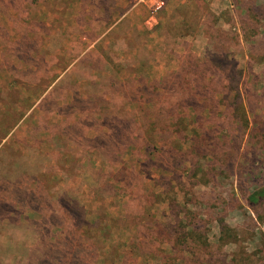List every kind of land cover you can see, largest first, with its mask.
Here are the masks:
<instances>
[{
    "label": "rangeland",
    "instance_id": "374dc122",
    "mask_svg": "<svg viewBox=\"0 0 264 264\" xmlns=\"http://www.w3.org/2000/svg\"><path fill=\"white\" fill-rule=\"evenodd\" d=\"M195 59L197 76L189 65ZM184 79L208 87L188 89ZM236 91L256 138L248 130L240 138L238 124L224 122L231 115L222 104L205 114L200 97H227L231 114ZM183 95L189 99L183 106L187 135L210 132L224 159L217 162L221 175L193 186L183 172L190 162L176 170L178 159L166 162L167 154L164 178L151 173L128 184L127 169L142 161L138 147L153 140L137 102L154 97L155 111L165 112L162 98L176 102ZM263 134L264 0H0V264H35L45 257L53 233L39 225L43 211L60 212L64 225L70 220L68 228L81 220L94 226V264H163L171 253L157 236L161 228L173 245V231L185 238L176 244L172 256L179 262L173 264H264V208L259 220L231 197L264 182V152L254 144L264 143ZM175 135L169 139L184 140ZM20 169L49 174L50 182L38 180L30 188L25 181H3ZM172 173L182 175L183 188L167 184ZM112 177L116 189L102 194ZM148 188L176 196L178 204L168 198L147 212L137 201ZM30 189L41 193L40 202L32 201ZM215 203L219 214L212 211ZM65 206L80 208L70 213ZM184 206L199 215L193 233L174 220ZM143 234L145 253L127 254L129 240ZM8 241L28 251L8 255Z\"/></svg>",
    "mask_w": 264,
    "mask_h": 264
},
{
    "label": "trees",
    "instance_id": "16d2710c",
    "mask_svg": "<svg viewBox=\"0 0 264 264\" xmlns=\"http://www.w3.org/2000/svg\"><path fill=\"white\" fill-rule=\"evenodd\" d=\"M189 65H192V73L196 74L199 69L200 62L198 60H193L189 62ZM189 72V71H187ZM189 81V83H188ZM184 83H186V86L191 88L192 86L201 84V88L207 89L204 85V81L194 82L192 83L191 79H184ZM153 86L150 85V87L146 89H152ZM145 89V88H144ZM155 94V93H154ZM144 96L151 95L150 92L147 90H143ZM143 99V98H142ZM200 100H202L203 105L205 107V114L212 115V110L214 109V103L218 106L222 104L224 106V114H227V116H230V119L224 118V122L230 124L231 123H237V131L238 136L240 138L243 137V133L245 130H248L249 134H251L252 137H255L254 128H250V122L246 116V110L245 106L243 104V99H241L240 94L236 91L233 101L231 104L232 112L230 114L228 108H227V97H224L222 101L219 102H213L214 98L207 97L205 95V98L202 99L200 97ZM189 101L186 95H183L179 97V99L174 102L172 101L171 97H165L162 98L161 104H164L166 111L163 112L162 109L159 110V112L155 111V105L153 102H155L154 97H150L146 101L143 102L138 101L137 106L140 108L144 107V114H146L147 118V125H148V132L150 137L153 138V140L146 144L144 143L140 147H138V152H141L140 158L142 161L138 162L136 165H133L130 170L127 169L128 174L131 175V177H128L129 179H132L129 181L128 184H134L137 182L136 178L140 176H144L149 178V175L155 174V173H163L169 171L168 165H165V162L163 160V157L167 154L170 155L169 159H166V162H170L171 157L178 159L177 161V168L181 169L183 165H180V163L183 161L184 164L187 162L189 169H184L183 172H185L186 179H192L194 183H191L193 186L200 184H205L206 180H211L212 178H219L221 175V172H216L217 170V162L220 160H224L222 158H218V155L220 156L221 153H218L216 150L218 149L217 146H214L210 143L209 140V131H206L204 133H197L195 131H190V135H187V127L184 125V115L183 113H186L184 111L185 109L183 106ZM146 107V108H145ZM153 110H152V109ZM163 109V110H165ZM159 116L163 120H158ZM253 124V123H252ZM177 127L175 131H170L168 128ZM179 128V129H178ZM223 130H227V126H221ZM122 130V129H120ZM174 134H177L178 136H183L184 140L179 141L177 139H174L171 141L169 138H171ZM175 135V136H177ZM226 135L230 136V133H227ZM122 132L118 131L117 137L121 140L122 139ZM227 136V137H228ZM224 143L220 145V149H226L228 145L226 144L227 138L223 136ZM226 138V139H225ZM264 138V134H263ZM158 139V142L156 143V140ZM190 142L187 149H183V145L186 142ZM254 144L256 145V149L258 152H264V143L255 141ZM127 145H122L123 149L126 148ZM179 157H181V161H179ZM151 160L154 161L151 162ZM16 165V164H15ZM40 169H41V165ZM149 167L153 168L152 171L149 172ZM173 172V171H172ZM18 175L15 177H8L6 175L3 176V181L9 183L10 180L18 181L20 185H22L23 181L26 182L25 186H29L31 188L32 185H36L38 180H42L45 182H50L51 176L49 174L40 172L39 175H35L31 172H28L26 169H20ZM171 173V171H170ZM173 174V173H172ZM166 176V175H165ZM164 173L162 174V178L165 177ZM181 174H173V177H169L168 179V185L171 184V181L176 182L179 188H183V182L181 181L182 178ZM120 181V179H118ZM264 180V178L261 179V181ZM116 177H112L109 181H107V184L105 185L108 190H103L102 194L110 193L112 194L113 190L116 189ZM123 183V180L120 181ZM216 182V181H215ZM259 183V182H258ZM249 191H241L238 193V195L231 194V197L234 201L241 200L247 208L251 210V212L261 220V215L259 212L264 208V182H261L259 184H256L254 186H250L247 188ZM30 189V196L33 202L38 200L41 201L42 195L41 193L37 191H31ZM112 190V191H111ZM119 190V188L117 189ZM164 190V189H163ZM162 190V192H163ZM239 190V189H238ZM192 192H189V196ZM169 198V200H168ZM0 200H3L2 197H0ZM164 200H168L169 204L177 203V197H170V195H165L164 193H155L152 188L143 189V191H140L139 193V201H137L138 205L141 204L144 208L146 206L147 212L151 213L152 210H154L156 205L161 204L164 202ZM141 202V203H140ZM191 202V198L186 199L185 203L186 205ZM178 204V203H177ZM66 210H68L70 213L75 212L76 209L80 208L79 206L72 207V209H69L67 206H65ZM187 207L184 206V208H181L180 214L182 213V217H180L179 212L174 216V220L178 222V225L184 224L185 228H189L190 232L193 233L196 230L197 224L200 222L197 218L199 215L196 212L187 211ZM221 206L219 203H215L212 211L214 214H219L221 211ZM30 212V211H29ZM26 210H24V214H30ZM67 212V211H66ZM60 212H55L52 215H48L43 211L42 215L40 217L39 225L45 226L46 229H48L52 234V236H49V240L52 241L46 242L47 245V253L44 255L45 257L40 261L41 258L37 259L35 261V264H94L95 258H96V247H95V234H94V226L90 227L88 223L85 222V220H81V222H73L74 224L71 225V228L67 226V222L70 220H67L65 225L63 224L62 216L59 215ZM68 213V212H67ZM66 213V214H67ZM0 218H3V215L0 214ZM25 217H27L25 215ZM6 218V217H5ZM49 219H51L49 221ZM0 222H3V220H0ZM62 222V223H61ZM219 224L223 225L224 222L222 219H219ZM8 224H5L3 227H5ZM23 227V226H22ZM224 229V228H220ZM228 230V229H227ZM35 231H39L38 229H35ZM158 238L161 239V244L168 243L170 254L165 255L162 257L161 261L163 264H173L170 261H178L175 257L172 255L175 254L176 251V244L181 243L179 240L182 241L185 239L180 230L173 231L174 239L173 244H171L170 240V234L167 230L161 228L157 231ZM142 238L140 240H129L128 242V251L127 254H143V245L146 243V235H141ZM188 236H191V234ZM223 237V235H222ZM10 237H8L9 239ZM29 239V238H28ZM9 242V250H7L8 255L9 254H15L19 256H24V253L21 251H28V247H23V244H12L11 241ZM136 242L139 244L137 245ZM17 246V249L14 251L13 247ZM60 248V249H59ZM135 251H138L135 252ZM125 256V253H124ZM139 256V255H138ZM144 258L145 255H142ZM147 258V257H146ZM179 262V261H178ZM135 262L134 264H136ZM226 264V262L224 261ZM223 263V264H224ZM114 264V260L109 263ZM139 264V262H138ZM179 264V263H177ZM216 264V263H215Z\"/></svg>",
    "mask_w": 264,
    "mask_h": 264
}]
</instances>
